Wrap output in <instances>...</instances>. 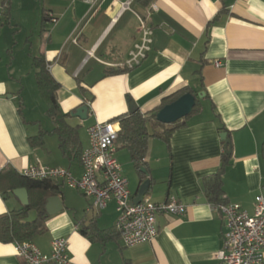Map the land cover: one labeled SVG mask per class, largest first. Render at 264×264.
Segmentation results:
<instances>
[{"label": "crops", "instance_id": "crops-1", "mask_svg": "<svg viewBox=\"0 0 264 264\" xmlns=\"http://www.w3.org/2000/svg\"><path fill=\"white\" fill-rule=\"evenodd\" d=\"M140 18L153 30L147 58L128 72L107 75L127 68L141 41ZM0 21V169L21 174L39 161L75 178L83 173L80 159L65 157L52 133L36 58L45 60L60 85L58 103L80 127L82 151L96 123L120 130L116 118L136 109L153 112L185 88L200 100L168 142L150 140L142 165L127 149H116L132 200L150 180L144 199L159 203L174 196L187 206L185 217L157 216L158 237L127 248L116 228L114 200L97 213L89 210L92 198L55 182L63 210L47 218L45 232L32 242L50 254L54 240L67 239L73 264H225L217 255L226 250V227L203 181L219 170L221 134L227 133V203L253 215L255 199L264 193V0H0ZM82 105L89 106L87 120L72 115ZM43 131L42 143L33 145L31 138ZM23 207L13 192L0 193V216ZM36 216L32 211L29 220ZM0 264L26 262L14 243L0 241Z\"/></svg>", "mask_w": 264, "mask_h": 264}, {"label": "built area", "instance_id": "built-area-1", "mask_svg": "<svg viewBox=\"0 0 264 264\" xmlns=\"http://www.w3.org/2000/svg\"><path fill=\"white\" fill-rule=\"evenodd\" d=\"M53 21L55 22L54 19ZM139 21L141 41L130 52L125 64L129 69L141 65L153 43L152 28L141 18ZM87 132L89 146L81 155L83 173L80 178H75L66 168L47 167L39 161L21 174L31 180L61 182L66 187L81 192L93 199L89 210L97 213L105 210L109 202L114 200L117 211L116 228L127 248L152 242L158 237L157 216H186L187 206L174 196L159 203L146 198L133 204L128 181L116 158L118 126L113 123H96ZM211 206L221 216L226 227V250L220 252L218 258L225 264H264V193L256 197L253 215H249L238 204ZM14 244L17 255L26 264H73L67 239L54 240L50 254L43 253L32 241Z\"/></svg>", "mask_w": 264, "mask_h": 264}, {"label": "trees", "instance_id": "trees-1", "mask_svg": "<svg viewBox=\"0 0 264 264\" xmlns=\"http://www.w3.org/2000/svg\"><path fill=\"white\" fill-rule=\"evenodd\" d=\"M141 1L147 3L150 0ZM8 10L7 4L5 5V11ZM34 65L37 69L36 79L38 89L46 102V113L53 121L54 129L52 133L58 136L60 150L70 160H81L83 151L79 135L80 127L71 125L69 122L70 114H65L61 110L57 99V92L60 85L51 76L43 58H36ZM130 70L132 69H111L107 72V75H118ZM188 93L195 95V92L191 88H185L165 98L161 106L153 112L143 114L139 109H136L116 118V121L120 124L116 147L127 149L134 163L137 166L142 165L148 152L149 142L152 138H162L168 142L172 134L185 125L186 120L198 111L200 100L197 98L193 111L185 119L179 120L172 125H165L158 121L157 114L161 109ZM45 133L43 131L37 137L31 138L32 144L42 143V137ZM224 145L225 151L221 158L219 170L216 174L206 177L203 181L209 203L214 205L227 203L224 197L223 175L232 163V153H228L231 149V144L226 147V143L224 142ZM261 153L264 158V144ZM21 188L27 190L29 204L20 210L0 216V241L3 243L33 241L35 237L43 234L46 230V221L48 218L45 212L46 201L50 197L57 196L60 192V186L54 181L31 180L10 166L0 169L1 194L6 195ZM32 211H36L37 216L33 220H29V214ZM39 211H42V213H39ZM82 232L85 233V231Z\"/></svg>", "mask_w": 264, "mask_h": 264}, {"label": "water", "instance_id": "water-1", "mask_svg": "<svg viewBox=\"0 0 264 264\" xmlns=\"http://www.w3.org/2000/svg\"><path fill=\"white\" fill-rule=\"evenodd\" d=\"M204 95H199L201 98ZM197 97L194 94L188 93L177 99L175 102L165 106L163 109L159 111L157 114V119L160 123L165 125H172L178 122L179 120L185 119L187 116L191 114L195 105H196ZM89 114V106L82 105L80 106L75 114L76 117L87 120ZM221 139L226 143V147L230 144V140L227 137V133L221 134ZM229 154L232 153L231 149L228 151ZM151 188L150 180L144 181L137 192L136 197L132 200L133 204L140 203L145 196L148 194ZM13 194L17 196L24 206L29 204V195L26 189H17L13 191ZM63 210V203L60 197H50L46 201L45 211L47 213V217L54 216L60 213Z\"/></svg>", "mask_w": 264, "mask_h": 264}, {"label": "rangeland", "instance_id": "rangeland-1", "mask_svg": "<svg viewBox=\"0 0 264 264\" xmlns=\"http://www.w3.org/2000/svg\"><path fill=\"white\" fill-rule=\"evenodd\" d=\"M29 219H31V218H29Z\"/></svg>", "mask_w": 264, "mask_h": 264}]
</instances>
